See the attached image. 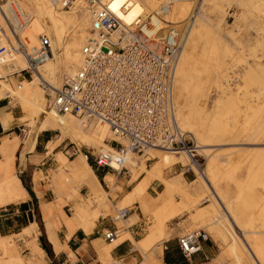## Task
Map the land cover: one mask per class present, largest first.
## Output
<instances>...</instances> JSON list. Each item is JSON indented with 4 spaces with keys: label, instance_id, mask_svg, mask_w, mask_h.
Masks as SVG:
<instances>
[{
    "label": "bare ground",
    "instance_id": "obj_1",
    "mask_svg": "<svg viewBox=\"0 0 264 264\" xmlns=\"http://www.w3.org/2000/svg\"><path fill=\"white\" fill-rule=\"evenodd\" d=\"M15 1L28 16L27 24L22 32V36L27 37L26 39L27 47L29 49L32 47H36L38 45L39 35L45 33L50 39V44L52 49L51 57H49L46 61H44L43 64L39 66L37 71L32 75L30 79H20V81H18L16 85L17 88L15 89H13L10 86V83L12 81L11 79H9V77L12 75H18L19 71L26 67L27 63L25 61V58L23 57L22 54L19 53H11L0 56V96L9 97V103L12 101V98L13 100L17 101V103H20L24 111L23 118L26 119V123L25 125H23L25 127L23 128L22 135L20 137L22 140L21 147L26 149L29 148L30 141L38 131V125L40 123L37 122V119L39 118V109L40 110L42 109L43 117H44L43 126L44 125H49L52 127L58 126L62 133V136L60 137V141L63 139V137H69L73 143L79 145L83 144L85 146H88L91 150H99V151L106 150L108 147H110V145L106 142V140L112 138V135L110 134L106 126L99 125L93 122L83 123L80 120H78L75 116L58 113L54 108H50L49 106L50 99L46 95L42 86L40 85V80L42 77L45 78V80H47L55 88H57L60 86L65 76L72 74L79 67L81 63L80 49L83 42L85 41L86 36L88 35L89 26H90V16L87 9L81 7L64 9L59 6L53 5L50 0H25V1L15 0ZM200 1H201L199 4L200 10L197 12V14H195L194 19L192 21L188 19V16L186 17V14L190 9H191L190 12L192 11L195 4L194 2L192 6L193 0H111L109 5V8L113 10L118 16H120L122 21L126 24L133 23V21L136 18L139 19L144 18V16L149 14L152 10L159 8L158 6L161 4H164L168 7V11L163 15V17L167 21L174 24V27L180 31V34H182V42H183V47L178 59V64L175 74V80H176V75H177V80L174 81V86H173V98L175 99L176 104L178 106L176 112V120L180 131L189 134L192 133L190 130L185 131V127H188L190 125V122H188L189 117L187 116L188 112H186L185 114L184 111L186 108L189 107V106L186 107L187 100H189V98H193L190 96L188 97L186 93H188L187 87L191 85L190 83L194 79L192 80V78L188 74L189 71L187 72L186 70L187 73L186 72L183 73V69L185 68L184 66H186L188 60H190L189 59L191 56L190 54L197 52V45L199 46V43L201 44L204 41L210 39L212 40L211 42L213 43V41L216 40V37L211 38V32L209 31V29H207V27L213 26L211 28H214V31H216V33L220 36V39L222 38L228 40V37L226 36H230V30L234 25L233 22L228 26L230 28L227 30L226 27L224 26L225 22L220 25L222 26L221 29L225 33V37H223L221 31L219 32V30L216 27H214L215 26L213 24L214 22L212 23V21L203 14L199 15L201 12V7L203 6V2L205 0H200ZM234 1L238 4V6H240V8L250 9L253 20L258 24V27L256 29V36L253 37V39H256L257 42L260 43L259 49H261V47L264 49V0H234ZM227 2L230 3L229 1ZM121 6L124 10H121ZM237 13L238 12H236V14ZM242 13L243 12H239L237 16H235L236 20H238L239 15H242ZM72 16L79 17V19L76 22H72L71 21ZM236 20H234L235 23L237 22ZM4 35L5 33L0 32V43L5 42ZM262 53L264 55V52ZM197 54L202 55L199 53ZM256 54H258V52ZM257 56L261 58V54ZM58 59L62 61V65L60 64ZM194 69L195 68H193V70ZM209 74H211V72H209ZM212 75L213 74H211L210 76ZM217 76L218 75H216V77ZM205 77L207 76L205 75ZM197 82L199 83V81ZM226 82L227 81H224V83L221 86L222 88H225L227 86ZM209 84L211 83L209 82ZM228 84L230 83L228 82ZM197 85L199 86V84ZM191 87H193V85ZM200 89L198 90V92L199 91L202 92ZM39 90L45 94L46 103L44 102V97L39 92ZM195 90H197L196 87ZM204 92L205 90L203 89V93ZM207 93L208 92H206V96ZM196 96H195V100H196ZM237 100L242 101L241 97L239 96L237 97ZM196 103L197 102H195V104ZM198 109L199 108H197V110ZM190 110H188L189 113ZM177 114L180 118V123H178L179 118L177 119ZM1 117L3 124L7 125L10 120L9 114H2ZM200 123L202 122L200 121ZM191 137L195 142L194 147H195L196 155L197 153H202L203 155H205L206 167L201 171L200 170L201 163L198 162V166L195 165L192 159L190 158L189 154L187 153V151L184 150L175 151V150H167L160 148L149 149L148 152L153 151L154 153H156V156H159V160H156L154 164L145 171V175H143V178H141L136 183L133 191L129 193L125 197L123 203L120 204L121 205L120 209H116V207L112 205L107 194L104 192L99 180L94 176L92 172V168L90 164L87 162L88 160L86 161L85 153H79L73 161H70L68 163L64 162L62 153H57L56 159L58 161V169L54 173H52L51 175L52 179L50 178L51 181L49 184H51L53 188L56 191H58L61 197H63L67 202L71 204L70 209L73 213V216L72 219H70L71 221L67 223L69 232H71L75 227L80 226L82 228H86L88 226H92L93 222L97 219L100 213L109 212L112 218L115 220L117 226H119L117 241L120 242L126 237H130V234L129 232H127L128 230L126 229V227L127 225H129V223L131 224V222L133 221V217L131 216L128 219H125L123 217L122 210L126 208V205L129 203V201L130 202L133 200L140 201L144 199L143 197L146 186L153 178L161 179L160 174L162 172L163 167L165 166L175 163H181L182 161L186 160L187 161L186 164L184 165L180 164L182 166L181 169H183V173L186 168H190L193 170V172H198L199 177L203 180V182L206 183L207 182L206 176L208 175V171H210V169L212 168L211 165L213 164L214 162L213 160L214 158H216V155H211L210 153L206 152L210 148H212L211 145L203 143L202 141H198L194 135L193 136L191 135ZM131 155L136 156L135 154L128 155L125 166L127 165L130 169L138 168L139 164L131 160L132 159ZM143 156H145V154H143L142 156H138V158ZM6 159H7V164L12 167L14 162V156L8 157ZM129 172L132 171L129 170ZM42 179H43L42 173H40L39 171L34 173L33 184L36 191L41 190L39 182ZM69 180L75 181L78 184V187L73 186V189L71 190L66 189L65 183L67 184ZM104 180L106 181L108 186H110V188L113 189L112 196L115 197L116 192L113 186V181H114L113 175L110 173L107 174ZM163 182L165 183L166 186L165 193L167 198H166V203L155 212V216H156L155 231L138 241H133L135 249H138L140 252L142 251L146 252V254L143 255V260H142L143 262L141 261L142 262L141 264L143 263L161 264V249H162V245H163L162 241L164 237V229H163L164 224L170 221L171 219L175 218L179 214H181V212L183 211L182 205L180 206V202L175 201V197L173 194L174 190H176V183H178L179 181L164 180ZM80 188H86L87 190L84 203L83 204L72 203V201L75 200L76 194ZM25 195H26L25 189L23 188L18 178L15 177L9 180L7 183L0 182V204H6L12 201H16L18 199L23 198ZM214 196L215 195H213V197ZM216 200L218 199L216 198ZM209 207L211 214L214 215L215 212H219L218 209L215 208V204L213 201H211ZM221 210L222 212H219L220 214L218 217L223 220L225 218L228 219L229 215L223 206H221ZM261 215H263V212ZM230 223L234 224L233 221H230ZM47 226L49 229L51 228L49 222L47 223ZM249 232L251 231H243V232L241 231L240 232L241 235L237 233L236 234L243 238V233H249ZM251 233H253L254 235L252 244H246L247 242L245 243V240H242L241 238L240 240L245 243L247 252L251 256V258L255 261V263L261 264L263 262L262 264H264V258H262L260 254L264 248V238L261 237L262 239H260V237L258 236L259 234L264 236L263 235L264 230H255L252 231ZM227 237H228V241L233 242L235 245L239 243L236 236L230 235V237L229 236ZM96 241L94 244H96ZM56 248L59 247L56 246ZM96 249L99 258L103 262V264L113 263L114 260H112L110 256V251L108 247H104V244H101V246L96 245ZM30 250L32 253L35 252L34 247H30ZM0 264H23L22 257L20 253L17 251L16 246L10 236L5 237L0 235Z\"/></svg>",
    "mask_w": 264,
    "mask_h": 264
},
{
    "label": "rangeland",
    "instance_id": "obj_2",
    "mask_svg": "<svg viewBox=\"0 0 264 264\" xmlns=\"http://www.w3.org/2000/svg\"><path fill=\"white\" fill-rule=\"evenodd\" d=\"M193 4L194 0L192 2V6ZM190 10L186 14V17L189 16ZM236 12H243L242 15H239L238 20L235 18L238 14H236ZM201 14L208 17L212 23L214 22V27H216L219 32L221 31L223 37H225V33L221 29L222 26L220 25L225 22L224 26L227 30L230 28L228 26L234 22V25L230 30V36H226L228 37V40L222 38L220 39V36L216 33V31H214V28H211L213 26L207 27V29L211 32V38L216 37V40H214L213 43L211 42V39L206 40L201 44L199 43V46L197 45V52L190 54V60H188V62H190H187V65L185 64L186 66H184L185 68L183 69V73L186 72V70L187 72L189 71L188 74L192 80L194 79L190 83V89L187 87L188 93H186V95L193 98H189L186 102V107L189 106L188 108L191 110L186 108L184 111L185 114L188 112V122H190V125L188 123L189 128L185 127V131L190 130L192 133H187L188 135H194L198 141L211 145L212 148L206 152L211 155H216V158L213 160L214 162L211 165L212 168L208 171L206 183L199 177L198 172H194L195 176L192 172H188L186 174L183 173V169H181L180 164H186V160L181 163H175L163 167L160 174L161 179H157L162 183V189L157 193L156 198H154L155 201H158V206L148 209L144 197V201H138L143 214L148 217L149 221H152L144 237L155 231V212L166 203V186L163 181L166 178H177V175L182 173L183 176L188 175L189 179L186 180L184 177V180H182L184 188L180 186V182L176 183V190H174L173 193L175 201L180 202V206L182 205L183 210H186L176 218V221L180 222V234L182 235L186 232L201 228L210 236L212 235V238L218 244L217 254L212 260L214 264H256L247 252L245 243H253L254 235L251 233L252 231L264 230V55L262 53L264 52V49L262 47L259 49L260 43L257 42L256 39H253V37L256 36L258 24L253 20L251 16L252 13L249 8H240L234 0H205L199 15ZM78 19L79 17H71L72 22H76ZM234 20L237 22L235 23ZM228 50L230 54L228 53ZM257 52L258 54H256ZM197 53L202 55H198ZM259 53L261 54V58L257 56L260 55ZM58 60L62 65V61L60 59ZM193 68L195 69L193 70ZM190 69L193 72H191ZM234 70L239 71L238 82H236V85L230 86L228 84V72H233ZM209 72L213 75L210 76L211 74H209ZM205 75L207 77H205ZM216 75L218 76L216 77ZM9 79L13 80V84H11L13 89L17 88V75H12ZM197 81H199V83ZM224 81H227V86L222 88L221 86ZM209 82L211 84H209ZM197 84H199V86ZM192 85L193 87H191ZM194 86L197 90H195ZM202 88L205 90L204 93ZM199 89L202 92H198ZM39 92L44 97V102L46 103L45 94L40 90ZM206 92H208L207 96ZM238 96L241 97L242 101L237 100ZM173 101L177 112L178 106L174 98ZM194 101L199 104H195ZM12 104L13 108L21 110L22 113H24L20 103L13 100ZM189 104L193 106H190ZM197 108L199 109L197 110ZM188 110H190V113ZM178 118L179 116L177 114V119ZM23 119L25 120H22L23 123H26V119ZM200 121L203 124L200 123ZM37 122L40 123L38 125V130L44 127L42 109H39V118L37 119ZM178 123H180V118L178 119ZM56 128L58 130L52 129L53 137L56 135L54 139L62 136L59 127L57 126ZM18 133L22 132L18 131ZM62 140L58 145L51 144L46 150L48 151L50 149L49 155H52V153L56 151H61L64 154L63 158L65 157L67 163L75 157V150H77V154H79L85 153L87 148H89L83 144H80V146L79 144L73 143L69 137H63ZM131 157V160L139 164V167L132 168L133 170L126 165L128 172L129 170L132 171L129 172L131 180L137 179L139 176H141L139 180L143 178L145 171L149 169L156 160H159V156H156V153L153 151H147V154L140 158L133 155H131ZM197 157L201 163L200 170L202 171L206 167L205 155L197 153ZM54 158L56 159V156H54ZM55 159L50 167L46 166L50 170L48 169L46 172H43V180L54 197L63 199L62 197H59L60 195L58 196L57 191L51 184H49L51 181L50 178L52 179V173H54L57 169ZM32 169L34 170V168ZM15 177L14 168L0 162V180L6 179L4 183H7L11 180V178L13 179ZM29 177L30 176L27 172L22 173L19 176V178L26 184H29L30 182ZM154 179L155 178L151 180ZM65 185L68 190L73 189V186L78 187V184L73 180H69V182L67 184L65 183ZM135 185L117 203L112 201V199L116 198V196H112L113 189H110V191L104 190L112 205L115 206L116 209H120V204L123 203L125 197L133 191ZM86 193V188H80L78 190L75 198L77 203H84ZM213 195L215 196L213 197ZM216 198L218 200H216ZM211 201L214 202L215 208H217L219 212H222L221 206L225 208L229 215V220L227 218L224 220L219 218V212H215L214 215L210 213L209 204ZM130 203H132V201H129L126 208H128ZM69 205L71 204L69 203ZM5 206H7V204H0V213L3 211ZM243 211L244 215H241L240 213ZM262 212L263 215H261ZM185 213H187V221L182 220L186 217L184 216ZM246 213H249L248 218ZM107 216H111V214ZM230 221H233L234 224H231ZM167 225L168 222H166L163 227L166 233L169 231ZM241 231L251 232L243 233L242 238L237 235H241ZM165 232L163 238L167 236ZM218 232L222 236H236L239 241V245H235L233 242L228 241V237L224 238L226 243L224 244ZM258 236L260 239H262L261 237L264 238L261 234ZM240 238L245 240V243L242 242ZM216 239H219L220 241H217ZM117 243L118 241L116 239L113 243L107 245L106 247L110 250ZM21 248L24 249L23 247ZM262 251L260 254L261 257L264 258V248ZM19 252L22 254L20 250ZM141 254L142 259L137 264H141L143 262V255L146 254V252L142 251Z\"/></svg>",
    "mask_w": 264,
    "mask_h": 264
},
{
    "label": "built area",
    "instance_id": "obj_3",
    "mask_svg": "<svg viewBox=\"0 0 264 264\" xmlns=\"http://www.w3.org/2000/svg\"><path fill=\"white\" fill-rule=\"evenodd\" d=\"M64 9L81 7L90 16L88 35L81 46V63L55 88L41 77L40 85L49 97V106L60 114L75 116L81 122L106 126L112 138L106 150L85 151L95 167L117 174L129 173L125 166L128 155L142 156L149 149L187 151L195 165L198 157L195 142L181 132L176 120L173 86L178 59L182 51V34L163 15L164 4L144 18L126 24L109 8L111 0H50ZM188 19L200 10V0ZM121 10H124L121 6ZM28 16L15 0H0V56L22 54L27 63L17 76L30 79L39 66L51 57L49 37L42 33L38 45L28 48L22 36ZM139 21V22H137ZM238 70L228 72V82H238ZM7 103L9 97H5ZM24 126L20 131H23ZM182 167V166H181ZM194 172L190 168L184 174ZM125 212L123 211V216ZM104 238L111 244L118 238V229H107ZM209 234L203 229L186 232L177 238L184 257L200 248L199 240ZM113 264H122L114 260Z\"/></svg>",
    "mask_w": 264,
    "mask_h": 264
},
{
    "label": "crops",
    "instance_id": "obj_4",
    "mask_svg": "<svg viewBox=\"0 0 264 264\" xmlns=\"http://www.w3.org/2000/svg\"><path fill=\"white\" fill-rule=\"evenodd\" d=\"M20 79L17 76V80L20 81ZM11 81L10 86L12 87L13 80ZM5 97L7 96H0V162L8 165L6 158L14 156L12 166L14 168V174L21 182L19 178L20 174L28 173L30 176L28 186L33 190L35 199L23 187L26 192L23 198L6 203L7 206L0 213V228L2 230L0 235L5 237L10 236L12 238L17 251L19 252L20 250L22 252V254L19 253L22 257L23 264H103L97 253L96 245L101 246V244H104V247H106L110 244L104 238L103 233L107 229H118L115 220L112 216H107L110 214L109 212H102L93 222L92 226L86 228L80 226L75 227L69 232L67 223L71 221L70 219L73 216L70 209L71 205L63 197V199L54 197L43 179L39 182L40 191H36L33 184L34 173L39 171L43 175V172L49 169L46 166L50 167L54 162V156L57 153H62L61 151H56L52 155H49L50 149L48 151L46 150L51 144L58 145L61 142L58 137L54 139L56 135L53 137L52 134V129L55 130L57 128L44 125L30 141L29 148H22V140L20 138L22 133H18V131H20L22 125H25L22 121L24 120V114L21 110L12 107L13 99L10 103H7ZM2 114H9L10 116L7 125L3 124ZM74 153L75 157L70 161H73L78 155L77 150ZM55 160L58 169V161L57 159ZM63 160L67 163L65 157ZM91 168L103 190L110 191L111 189L104 180L105 176L109 173L114 175V188L116 192V198L112 199L114 203L121 200L141 177L139 176L137 179L131 180L129 173L117 174L106 168H93L92 166ZM184 177L186 180L189 179L188 175L183 176L182 173H179L177 178H166L165 180L179 181L180 186L184 188L182 185ZM5 180H0V182L4 183ZM161 189L162 183L157 179L151 180L148 184L146 193L144 194L148 209L158 206V201H155L154 198H156L157 193ZM138 201L133 200L128 208L122 210L125 212L123 216L125 219L131 216L133 217L131 224L129 223L126 227L128 230L126 231L129 232L130 237L121 240L109 250L112 260H118L122 264H137L142 259V254L138 249L134 248L133 241L142 239L147 233L149 225L152 223L143 214ZM72 203H77V201H72ZM184 211L186 210H183L181 214ZM181 214L168 221L167 226L169 231L167 233L164 231L167 236L162 241L161 264H214L212 260L217 254L218 244L212 238V235H209L206 240H199L200 248L189 258L184 257L180 251L177 238L181 235V226L179 225L180 222L176 221V218ZM240 214L244 215V211ZM248 214L246 213L247 218ZM184 216L186 217L182 220L187 221V213ZM48 222L51 225L50 229L47 226ZM218 234L221 236L223 243L226 244L224 238L228 235L222 236L219 232ZM41 236L50 244L51 254L42 247ZM216 240L220 241L219 239ZM95 241L96 244H94ZM56 246L59 248H56ZM30 247H34V253L31 252Z\"/></svg>",
    "mask_w": 264,
    "mask_h": 264
},
{
    "label": "trees",
    "instance_id": "obj_5",
    "mask_svg": "<svg viewBox=\"0 0 264 264\" xmlns=\"http://www.w3.org/2000/svg\"><path fill=\"white\" fill-rule=\"evenodd\" d=\"M88 162H89V164H90L93 168H95V165L93 164L91 158L88 159ZM21 180H22V179H21ZM21 182H22L23 187H25V188L27 189V191L29 192V194L35 199V196H34V192H33V190L28 186V184L24 183L23 180H22ZM0 232H2L1 228H0ZM40 239H41V241H42V247H43L48 253L51 254L52 251H51L50 244H48V243L44 240L43 236H41Z\"/></svg>",
    "mask_w": 264,
    "mask_h": 264
}]
</instances>
